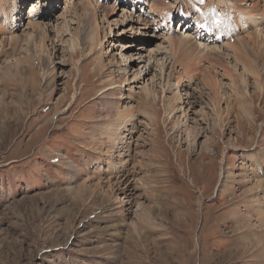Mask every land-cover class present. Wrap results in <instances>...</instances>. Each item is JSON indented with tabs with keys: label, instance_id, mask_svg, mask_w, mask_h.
<instances>
[{
	"label": "rangeland",
	"instance_id": "obj_1",
	"mask_svg": "<svg viewBox=\"0 0 264 264\" xmlns=\"http://www.w3.org/2000/svg\"><path fill=\"white\" fill-rule=\"evenodd\" d=\"M164 1L0 0V264H264V90L173 72Z\"/></svg>",
	"mask_w": 264,
	"mask_h": 264
},
{
	"label": "bare ground",
	"instance_id": "obj_2",
	"mask_svg": "<svg viewBox=\"0 0 264 264\" xmlns=\"http://www.w3.org/2000/svg\"><path fill=\"white\" fill-rule=\"evenodd\" d=\"M181 1L183 3L191 1L193 11L195 10L197 14V18L195 20L192 19L191 17L192 15H190V12L185 10L183 5L180 6L178 10V16L180 15L181 17L183 16L182 19V24L184 27L183 31L181 32V34H179L176 37H172V34H167L164 37L165 39L164 42H166L169 45L168 48H170L169 50H171L170 52L172 55L173 72L177 71V69L179 68L178 64L180 63L182 64L181 65L182 68L180 67L181 70L177 71L178 74L181 73L183 75L184 74L189 75V77H191L190 80L191 82H193L194 80L193 77L198 75L199 72H205V74H210L207 70L202 69L204 68L202 64L208 60L207 56L208 54H210L217 57V59L214 58V62L212 63L209 62L212 67L211 69H215L216 67H219L221 68V70H223L224 68L226 70L225 74L232 76L231 73L225 67H223L224 65L223 63L227 62L228 67L232 66L231 70L233 71L232 73L236 75V78L235 79L231 78V83L237 85L236 80H238L239 88L243 90L245 96H247L248 94L247 89L250 84L249 79L251 78V76H255L256 78L254 84L258 88L264 90V5H263L264 3L261 5V0H181ZM138 2L150 6V15L153 14L156 17L160 18L163 25L168 22L172 23L174 14L172 12V7H169L168 6L169 3L167 4L166 1L138 0ZM88 5L92 7L91 4ZM6 9L8 13L9 8L7 7ZM89 11L90 10L88 9L87 13H89ZM95 11L96 9L93 8L91 12L97 14ZM235 13L237 16L235 15ZM8 14H9L8 16L11 18L8 25L12 27L17 17H15V15L12 14V11L10 10ZM88 15L91 14L89 13ZM149 19L155 20V18L153 17H150ZM183 20L186 22H184ZM89 21H91V19H89ZM144 21L146 22L145 23L146 27L151 23V22L148 23L146 20ZM188 21L193 22L194 25L190 24L188 26ZM31 25L32 27L37 26L41 30H43L42 25H38V24L35 25L34 23ZM235 26L238 30L239 35L242 34L243 31L245 32L249 31L250 35H247L246 37L243 38L242 37L238 38L235 44L231 45L228 43V41L232 43V39L236 35ZM191 27H194L195 30L193 34ZM133 30L134 29H132V31ZM95 31L94 29H92V31L88 35L91 38V40H93V42L98 41L99 38L97 36V32L95 33ZM98 44L99 45L97 46L99 47L100 43ZM71 45H72L71 48L75 50V47L78 45L77 40L73 38ZM169 50L167 51V55L169 54ZM160 51L157 50L158 53L156 52L155 55H161ZM155 55L151 54L150 57L147 58L149 60V63L154 61L157 62L156 64H160L161 62L158 60V56L155 57ZM171 55L169 57H171ZM230 61H233L234 65H232ZM238 67H241L242 72H239ZM159 68L161 70V77H163V74L166 69V63L163 61V63L160 64ZM139 74L141 73L138 72V74H136L134 78L138 77ZM177 79L181 80L182 78L181 76H178ZM216 80L217 79L215 77V81ZM179 82L180 81H178V83L172 87L177 90V94H179L180 91L179 86L181 83ZM166 87L167 84L165 88ZM145 90L147 93L150 92V89H148V87H146ZM210 92L212 93V95L217 94V90L215 88L210 90ZM213 106H214V110L218 111V107L216 105ZM126 120H128L127 122L125 121V123L127 124L130 122L129 120H131V118H126ZM116 139H114L115 143L113 146L117 144ZM260 190L263 191L264 194V183L260 184Z\"/></svg>",
	"mask_w": 264,
	"mask_h": 264
}]
</instances>
